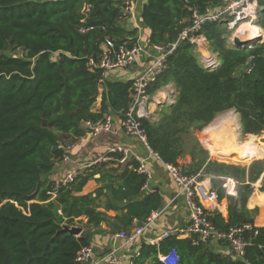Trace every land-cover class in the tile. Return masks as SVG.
<instances>
[{"label":"trees","instance_id":"16d2710c","mask_svg":"<svg viewBox=\"0 0 264 264\" xmlns=\"http://www.w3.org/2000/svg\"><path fill=\"white\" fill-rule=\"evenodd\" d=\"M254 1L255 25L264 33V0ZM211 2L190 0L201 12ZM141 5L139 17L150 46L178 41L191 24L183 0H146ZM121 6V0H0V264H74L77 252L90 246V229L104 220L91 196L77 195L104 163L76 172L54 199L46 195L53 187L47 177L86 134L87 123H103L108 114L121 120L128 108L132 81L113 82L107 74L100 109L92 110L101 74L87 65L89 58L99 57L107 41L134 44ZM201 33L217 55L218 67L205 70L194 46L180 39L163 73L148 89L152 95L172 84L174 102L163 106L158 122L143 120V125L148 146L165 163L176 164L187 154L188 175L204 166L202 174L212 180L235 181L237 197H227V221L213 219L217 229L225 230L253 224L245 205L251 185L264 173V161H254L248 168L207 161V151L193 136L218 114L233 110L252 160L264 159V144L259 141L264 136V40L238 48L229 41L231 33L222 22L204 24ZM120 177L118 188L107 185L97 195L105 188L113 198L127 200L122 220L128 227L133 218L143 221L158 209L160 197L156 192L141 193L143 177L127 168ZM218 194L224 196L222 190ZM81 217L86 223L75 222ZM76 224H83L79 237L62 231L61 225ZM192 242L171 238L158 248L143 244L133 264H161L158 254L172 248L179 254V264H264V247L252 245L239 259Z\"/></svg>","mask_w":264,"mask_h":264},{"label":"built area","instance_id":"2783aa9c","mask_svg":"<svg viewBox=\"0 0 264 264\" xmlns=\"http://www.w3.org/2000/svg\"><path fill=\"white\" fill-rule=\"evenodd\" d=\"M137 0H121L122 17H133L135 4ZM190 13V26L186 27L179 34L178 41L186 39L194 46L195 52L200 56V62L205 70L211 71L218 67L219 61L216 54L209 51V43L201 33V29L206 23L222 22L226 24L230 31V42L233 44L235 32L243 25L255 26L258 16V6L254 0H218V5L212 7L205 5L203 11L190 0H183ZM260 34L263 31L259 28ZM81 29L80 32H86ZM264 34V33H263ZM259 37V36H258ZM257 37V38H258ZM261 37V36H260ZM261 39V38H259ZM178 41L163 45H151L147 50H142L136 45L128 46V41L116 46L112 41H107L102 46V52L97 59H88V68L90 71L99 70V86L105 81L110 71L125 70L131 67L139 52H143L150 57V63L147 68L137 76L130 90V103L120 121V129L132 138H135L148 152L150 158L161 161L160 157L154 153L148 146L147 130L143 125V120L149 121L152 113L149 111L152 98L148 92L151 84L163 73L166 68V59L176 48ZM252 57L247 60V71L251 72ZM103 86V85H102ZM170 89V86H166ZM87 134L96 137L100 134L111 133L113 131L112 117L108 114L103 123H87ZM64 156L62 161H67ZM147 159H143L128 148L117 145L111 148L105 155L95 159L91 165L99 163H115L116 165H130L134 173L142 176L144 182L140 188L141 193L149 191L151 180L150 172L146 167ZM162 162V161H161ZM167 173L179 187V191L184 197L185 205L188 211V223L183 227H173L164 230L160 235L150 241V245L159 247V244L171 238L188 237L193 239L192 245H208L212 241L222 242L230 247L233 258L243 259L247 249L252 246L251 240L258 233L253 224L243 223L239 226L228 227L225 230H219L211 220L212 214L220 210V197L216 189L212 187L209 178H203L198 173L188 175L185 173L181 164H171L162 162ZM135 164V166H133ZM75 173H68L61 182L53 183L52 190L46 195L54 199L59 189L72 183ZM235 181L231 178H224L222 187L227 195L235 196ZM161 210L152 211L146 218L142 226H136V220H132V226L129 231H121L117 237L123 241V247L133 244L144 231L150 228L155 220L162 214ZM264 239V233H262ZM94 252L90 246L82 247L74 258V264H120L123 257L118 255L117 249L96 260L93 258ZM158 260L161 264H179L180 258L177 251L172 248L166 253H160ZM133 264V263H130Z\"/></svg>","mask_w":264,"mask_h":264},{"label":"crops","instance_id":"0c3cea01","mask_svg":"<svg viewBox=\"0 0 264 264\" xmlns=\"http://www.w3.org/2000/svg\"><path fill=\"white\" fill-rule=\"evenodd\" d=\"M145 1L146 0H139V3L135 4L133 17H126L124 19L126 20L125 22L127 26V32L134 33L131 37V39L135 40L133 45L140 47L142 50H147L150 47L147 38L148 30L143 27L139 17V10L142 6L141 4H143ZM262 36H264L263 33ZM149 63L150 57H147V55L141 51L137 55L135 62L131 65V67L125 70H118L108 73L107 80L124 83L127 81L133 82V80L147 68ZM168 86H170V89H167L165 86L154 92L152 95L150 94L152 101L149 106V111L153 115V117L149 120L150 123H156L159 121L163 106L167 105L168 98L171 96L173 97L174 95V89L172 92L173 86ZM162 91L165 92V100L163 103H160ZM102 92L100 93V98L96 100V103L93 106L92 110L94 112L99 111L100 109ZM166 95H169V97ZM110 115L112 117L113 131L111 133L100 134L96 137L90 136L86 133L80 140H78L77 143L67 150L68 160L60 161L55 166L53 173L47 177V180L53 184L56 182H61L68 173L76 174V172L85 171V169L99 168L101 165H103V163H100L99 165H91L92 162L95 159L105 155L111 148L117 145L128 148L132 153L137 154L143 159H147L146 167L150 172L151 180L149 184V191L143 194L156 192L160 197V207L156 210L162 209L163 212L155 220L154 224L150 228L146 229L133 244L123 247V241L117 237L119 232L129 231L132 226V222L130 226H125L124 221L122 220L124 218V214L127 212V209L125 208L127 200H117L113 198V196L110 194L111 192L105 188L103 189L102 193L97 195V190L107 185H112L113 187L118 188L120 181H122L120 177L121 172L124 171L125 168L131 172H134L130 165L126 166L116 165L115 163H104V166L99 169L101 172L96 173L91 179H89V181L82 188L81 192L77 194L79 196H91L97 206L96 211L103 214L104 216V220L100 223V226L90 229L89 232L90 247L94 252L93 258L98 260L111 251L117 249L118 255L123 257V260H121L120 264H130L133 263L134 258L138 255L137 252L139 251L141 245H150V241L156 236L160 235L166 229L185 226L188 223V211L185 205L184 197L179 191V187L176 185L163 166L162 162L164 161L161 160V162L154 158H150L147 150L135 138L127 136L120 129L121 120L116 115ZM201 136L203 140L206 138L204 134ZM207 161H216L220 163L217 157H214L211 155V153L208 154ZM177 163L183 166V169L186 173V170L191 166V158L190 156L186 155L183 158L177 160ZM203 168L204 166L198 172L201 177L209 178L212 187L218 192L222 190V193H224V196L220 198V210L215 214H212L211 220L213 222V219L216 216H220L224 222H226L228 219L229 206L227 197L229 196L236 199L237 194L235 196L227 195L224 188L222 187L224 178L221 177L217 180H212V178L202 174ZM251 186L253 187V191L247 199L245 207L247 211L251 212L254 227L256 229H264V189H262L264 187V173H262L260 178ZM133 219H135L137 222L136 226H142L146 220L145 219L141 221L136 218ZM78 221H82L83 224L86 223V219L83 217L75 220V222ZM74 226L78 227L79 225L76 224ZM173 239L187 240L189 238L182 237ZM163 242H161L159 245H161ZM204 246L209 248L211 251L221 254L224 257H232L233 255L230 247L223 244L222 242L212 241L208 245Z\"/></svg>","mask_w":264,"mask_h":264},{"label":"rangeland","instance_id":"374dc122","mask_svg":"<svg viewBox=\"0 0 264 264\" xmlns=\"http://www.w3.org/2000/svg\"><path fill=\"white\" fill-rule=\"evenodd\" d=\"M137 3H139V0L136 1V4ZM251 29H252V32L250 33L251 35L248 37L249 39H251L253 41H257V42H260V40L261 41L264 40V36H262L260 34V30H259L258 27H251ZM243 33H246V31H244ZM246 34L249 35V32H247ZM258 35H259V37L257 38L256 36H258ZM246 38L247 37H245L244 39L247 40ZM259 38H261V39H259ZM244 39H242V40H244ZM208 49H209L210 52H212L210 50V48H208ZM102 85L98 86L99 95H98L97 99L100 98V93L102 92V90L104 88V86H102ZM170 85H172V84H170ZM173 89L174 88H172V92H173ZM164 93L165 92L162 91V98H163V95H165ZM166 96L169 97V95H166ZM173 98H174V95H173V97L171 96L170 98H168L167 105H171L172 102H174ZM154 100H155V98H154ZM152 117H153V115H152ZM204 131L208 132L210 135L208 136V138L203 140L201 135L204 133ZM193 137L196 138L198 144L201 147H203V149L205 151L211 153V155H213L214 157H217V159L220 161V163L239 165V166H242V167H246V166L249 167V165L252 162H254V161H259V160L264 161L263 158H258V159H253V160H251L248 163L247 162H238L237 159L236 160H232V158H233L232 156L233 155L232 156H229V155L225 156V157H228V158L224 159L219 154V152L223 151V149H225V147H226V146H223V145H226V144L229 145V143L232 141L231 140L232 137L234 138L233 140L235 141V143L233 142L232 146L230 148H228L229 150H232L233 147L235 149H238L239 148L238 146H241L243 149L246 150V148L243 145V144H245L246 140L243 139V136L241 134L239 118H238L237 113L234 112L233 110L226 111V112L218 114L216 116V118L208 126H206L202 131L194 134ZM188 140H190V139H188ZM201 141L203 142V144H202ZM259 141L264 144V136ZM189 144H190V142L188 141L187 146ZM211 148H215V149H211ZM78 225H79L78 227L82 228L80 224H78Z\"/></svg>","mask_w":264,"mask_h":264},{"label":"bare ground","instance_id":"6f19581e","mask_svg":"<svg viewBox=\"0 0 264 264\" xmlns=\"http://www.w3.org/2000/svg\"><path fill=\"white\" fill-rule=\"evenodd\" d=\"M251 27H255V26H251V25H248V24H243L236 32H235V34H236V36H238L239 38H241V39H244L245 37H247L246 39H249L248 37L251 35L250 33L252 32V29H251ZM244 31H246V33L247 32H249V35H247L246 33H243ZM253 36V35H252ZM259 36V35H258ZM258 36H256V37H258ZM245 40V39H244ZM204 136L206 137V138H208V136L210 135L208 132H206V131H204ZM205 138V139H206ZM229 138V137H228ZM227 138V139H228ZM234 138L232 137L231 138V142L229 143V145L228 144H226V145H223V146H226L225 147V149H223V151H221V152H219V154L221 155V157H223L224 159H227L228 157H225V156H232L231 158H232V160H236L237 159V161L238 162H250L251 160H252V157H251V155H250V153L247 151V150H245V149H243L241 146H238L239 148L238 149H235L234 147H233V149L232 150H229L228 148H230L231 146H232V144H233V142L235 143V141L233 140ZM236 139V138H235ZM211 149H215V148H211ZM227 150V151H226ZM237 155V156H236ZM240 158V159H239Z\"/></svg>","mask_w":264,"mask_h":264},{"label":"water","instance_id":"95a60500","mask_svg":"<svg viewBox=\"0 0 264 264\" xmlns=\"http://www.w3.org/2000/svg\"><path fill=\"white\" fill-rule=\"evenodd\" d=\"M218 0H212L211 5L212 7H216L218 5ZM233 44L238 48H248L254 41L251 39L242 40L238 36L233 37ZM165 100V95H163V98H161L160 103H163ZM62 231L67 232L70 235H73L75 237H79L83 233V229L76 226L68 227L66 225H61ZM252 245H256L258 247H264V239L262 237V232L258 231L256 237L251 240Z\"/></svg>","mask_w":264,"mask_h":264}]
</instances>
